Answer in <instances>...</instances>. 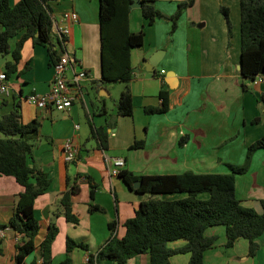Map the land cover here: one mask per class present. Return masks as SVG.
<instances>
[{"label": "crops", "instance_id": "0c3cea01", "mask_svg": "<svg viewBox=\"0 0 264 264\" xmlns=\"http://www.w3.org/2000/svg\"><path fill=\"white\" fill-rule=\"evenodd\" d=\"M17 1L9 0L11 4ZM179 1L154 3L159 11L169 15ZM48 3L56 13L69 8L78 13V21L71 24L66 42L70 58L66 76L71 78L74 70L86 69V76L79 81L82 95L67 110L36 107L24 98L31 90L47 91L52 78L47 46L27 38L15 72L7 76L13 91L0 96V114L9 111L17 100L23 122L39 121L37 130L26 135L32 144L27 162L51 177L49 186L33 203L40 229L36 247L26 261L32 258L40 261L38 244L49 225L55 223L58 231L51 244L53 262L58 264L64 258L66 236H70L87 245L73 247L70 264H86L87 257L113 234H124V220L134 214L141 198L148 195L130 188L119 174L110 175L106 158L123 157L122 168L135 174L177 173L185 169L228 171L229 168L223 167L211 170L213 161H244L247 145L264 135V75L253 81L243 77L237 67L239 0H193L177 16L174 27L166 17H156L148 23L140 7H131L129 28L133 31L143 28L144 36L143 43L130 52L133 73L127 84L132 94V113L117 114L116 101L126 83L99 82V0H48ZM221 5L228 7L231 35ZM158 48L164 52L153 71L135 70L144 56ZM9 58L6 54L0 71ZM160 90L168 93V107L164 111L145 112V106L160 105ZM96 127L107 134L105 148L97 136L91 135ZM67 138L80 147L77 159L70 162L64 160L62 151ZM135 140H141V146L129 147ZM249 161L247 170L235 176V192L244 205L260 210L259 199L264 197V148L256 149ZM72 184L78 186L71 195V209L79 220L76 224L66 220L59 204L62 193ZM22 190L14 176L0 175V223L9 219L16 195ZM184 195L156 194L163 198ZM199 196L206 197L207 193ZM90 203L103 209L90 211ZM111 221L115 222L113 229L109 227ZM205 233L217 237L214 245L203 251L204 264H264V234L257 238L258 247L252 255L246 238L239 237L231 246H225L223 224L208 226ZM18 236L8 227L0 232V264H14V243ZM185 242L184 238H177L167 244L176 248ZM189 257V252H177L169 256V261L187 264ZM100 264L117 263L104 259ZM127 264H148V254L134 255Z\"/></svg>", "mask_w": 264, "mask_h": 264}, {"label": "trees", "instance_id": "16d2710c", "mask_svg": "<svg viewBox=\"0 0 264 264\" xmlns=\"http://www.w3.org/2000/svg\"><path fill=\"white\" fill-rule=\"evenodd\" d=\"M133 1L99 0L98 5L99 82L126 83L116 101V112L121 115L132 113V94L127 84L133 73L130 52L143 43L144 36L143 28L137 31L129 28L130 3ZM139 1L141 14L148 23L156 17H166L172 21L173 27L181 11L193 3V0H181L176 10L166 15L157 9L155 0ZM220 9L231 35L228 7L221 5ZM51 11L48 0H18L13 4L9 0H0V54L10 56L3 68L7 76L15 72L21 47L27 38L47 46L51 60L54 59L56 49L50 35ZM239 41L242 76L253 80L258 75H264V0H239ZM160 97V105L145 106V112L164 111L168 107L167 91L160 90ZM38 125L37 119L21 120L17 100L9 111L0 114V175H12L23 186V190L16 195L9 219L0 223V229L8 227L14 235H19L14 243V264H55L51 252V244L58 231L55 223L49 225L38 244L40 261L25 259L35 249L40 229L33 213L35 197L44 192L51 182L45 170L27 162L32 144L26 135L35 132ZM91 135L97 136L100 145L106 147L107 134L103 129L96 127L91 130ZM141 144V140H135L129 147ZM258 148H264V135L247 145L245 160L241 164L227 163L229 170L224 172L185 169L177 173L135 174L121 168L118 174L126 184L131 188L133 181L140 179L136 191L148 195L141 198L134 214L124 220V234H113L95 252L97 263L112 259L117 264H127L130 257L146 252L148 264H171V254L189 252L187 264H204L203 251L213 246L217 237L206 234L205 229L215 224L225 226V246H231L237 238L243 237L248 240V252L253 255L258 247L257 238L264 234V197L259 199L260 210L244 205L235 192V176L247 170L251 155ZM77 190L78 186L72 184L59 198L60 212L74 224L79 220L71 209V195ZM169 192L185 195L174 198L156 196ZM202 192H206L207 196H199ZM97 209L102 210L103 207L89 204L90 211ZM114 225V221L109 222L111 229ZM177 238H184L185 244L169 247L167 242ZM75 246L87 247L81 240L66 236L64 258L58 264H70V251ZM93 257L94 253H91L89 260Z\"/></svg>", "mask_w": 264, "mask_h": 264}, {"label": "built area", "instance_id": "2783aa9c", "mask_svg": "<svg viewBox=\"0 0 264 264\" xmlns=\"http://www.w3.org/2000/svg\"><path fill=\"white\" fill-rule=\"evenodd\" d=\"M78 13L74 9H63L59 13L50 12L51 20V39L53 40L54 49L57 53L51 61L52 78L47 91L37 92L31 90L25 95V99L36 107L46 108L53 106L58 110H67L73 101L82 95L80 90V79L86 76V69L80 68L74 70L71 78H67L66 70L70 66L69 54L66 50L67 37L70 33L71 24L78 21ZM164 72V69L161 70ZM262 76L258 75L253 81L261 80ZM13 88L8 81V77L4 70L0 71V96H8L12 93ZM75 127L78 123L74 124ZM63 157L66 161L77 159L80 147L71 138H67L62 143ZM107 168L110 175H117L120 169L124 166L125 161L121 156L106 158ZM2 233V229H0ZM95 254L92 260L87 257L86 264H98L95 259Z\"/></svg>", "mask_w": 264, "mask_h": 264}, {"label": "water", "instance_id": "95a60500", "mask_svg": "<svg viewBox=\"0 0 264 264\" xmlns=\"http://www.w3.org/2000/svg\"><path fill=\"white\" fill-rule=\"evenodd\" d=\"M131 7H140L141 2L139 0H135L130 3ZM164 50L161 48L155 49L152 53H150L147 56H144L140 61V66L136 67L135 70H138L139 68L145 69L146 71H153L155 66L158 64L159 60L161 59V56L163 54ZM238 69H241V63L239 59V63L237 65ZM140 184V179H137L133 181L132 188L136 190V188Z\"/></svg>", "mask_w": 264, "mask_h": 264}, {"label": "rangeland", "instance_id": "374dc122", "mask_svg": "<svg viewBox=\"0 0 264 264\" xmlns=\"http://www.w3.org/2000/svg\"><path fill=\"white\" fill-rule=\"evenodd\" d=\"M137 9V8H136ZM11 42H13V40H11ZM4 57H6V55H2V54H0V67L3 65L2 63H3V60H4ZM214 163V166L212 167V169L211 170H219L221 167H223L224 169H227L228 167V165H227V163L228 162H234V163H242L243 161H213ZM222 163V164H221ZM220 164V165H219ZM238 175L240 176V175H242L241 173H238Z\"/></svg>", "mask_w": 264, "mask_h": 264}]
</instances>
